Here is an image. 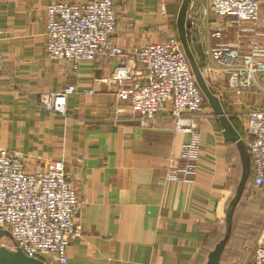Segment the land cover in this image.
I'll use <instances>...</instances> for the list:
<instances>
[{
    "label": "crops",
    "instance_id": "1",
    "mask_svg": "<svg viewBox=\"0 0 264 264\" xmlns=\"http://www.w3.org/2000/svg\"><path fill=\"white\" fill-rule=\"evenodd\" d=\"M61 1L90 0H0V147L20 152L30 170L63 160L74 175L82 235L68 248L70 264H206L207 236L226 224L243 173L237 143L226 140L205 97L198 174L192 180L167 179L171 158H178L188 139L173 129L171 103L144 126L129 103L117 97V87L105 81L117 57L85 62L76 72L49 59L46 12ZM181 3L114 0L120 22L115 42L132 53L150 41L179 38ZM195 9L189 8L188 19ZM203 24L199 20L198 32L188 29L200 66L205 50L216 43ZM204 77L248 151L241 97L218 71ZM69 84L78 92L68 99L66 115L38 102L42 92ZM87 88L94 93H82Z\"/></svg>",
    "mask_w": 264,
    "mask_h": 264
},
{
    "label": "built area",
    "instance_id": "2",
    "mask_svg": "<svg viewBox=\"0 0 264 264\" xmlns=\"http://www.w3.org/2000/svg\"><path fill=\"white\" fill-rule=\"evenodd\" d=\"M199 1V4H198ZM264 0H197L190 8V32L200 31L216 40L205 50L203 75L212 70L228 78L241 97L245 137L253 170V184L264 190ZM120 22L114 0L85 3L55 2L48 6L45 53L78 71L97 58H121L105 81L117 87V97L127 101L149 126L171 103L173 129L188 135L178 158H171L169 180H192L200 169V127L205 95L200 89L178 37L150 41L127 52L115 42ZM78 92L74 84L42 92L40 105L67 114L68 99ZM84 94H93L87 88ZM259 96H263L259 97ZM255 102L252 103V98ZM80 196L74 175L63 160H48L37 170L27 168L22 154L0 147V227L10 232L13 250L48 264H70L68 248L82 235L76 222ZM241 264H264V223L249 255Z\"/></svg>",
    "mask_w": 264,
    "mask_h": 264
},
{
    "label": "water",
    "instance_id": "3",
    "mask_svg": "<svg viewBox=\"0 0 264 264\" xmlns=\"http://www.w3.org/2000/svg\"><path fill=\"white\" fill-rule=\"evenodd\" d=\"M192 0H182L178 18H177V28L179 39L184 47L186 55L191 64L193 73L196 77V81L202 90L205 97L208 99V102L212 106L214 112L219 116V119L224 127V137L228 141L236 142L238 148L241 152L242 164H243V173L237 187L235 196L228 208L227 217H228V232L226 236L215 246V248L208 254L206 264H220L223 251L226 247V244L229 239L230 232L232 230V219L234 212L238 203L241 201L243 194L246 189L249 177L252 172V163L249 152L247 151L244 142L241 139L240 134L237 132L233 126L231 120L225 113L223 106L221 104L220 98L214 94L210 89L203 73L201 67L192 52L190 47L189 38H188V29L191 28V22L188 19V12ZM121 59L117 57L116 64L114 67L120 64ZM0 237H8L12 239V236L9 231L4 230L0 227ZM0 264H48L43 260L30 258L26 256L21 249L11 250L6 246H0Z\"/></svg>",
    "mask_w": 264,
    "mask_h": 264
},
{
    "label": "trees",
    "instance_id": "4",
    "mask_svg": "<svg viewBox=\"0 0 264 264\" xmlns=\"http://www.w3.org/2000/svg\"><path fill=\"white\" fill-rule=\"evenodd\" d=\"M251 189L259 190L253 184V170L251 172L248 183L246 185V189L243 194V197L241 201L238 203L236 210L234 212L233 219H232V230L230 232L226 247L223 251L220 264H232V262L236 260L239 262H242L246 260V258L249 255V251L246 245L248 244L250 240L254 239L256 236V233H257L256 225H258V223L261 220V214L258 215L256 219L254 218V221L250 218H247V221H248L247 230H243V229L239 230L240 228L239 215H242V213L246 212V210L241 211V207H242L244 198L249 197V191ZM233 198H231L228 204V207L230 206ZM250 203L251 204L256 203L255 205L259 209L260 202L258 199L255 202H250ZM245 214H248V212H246ZM226 221L227 222L224 227H220V228L218 227L216 230L211 231V233L207 236V239L205 241V243L208 246V250L206 254L207 256L215 248V246L226 236L228 232V217L226 218Z\"/></svg>",
    "mask_w": 264,
    "mask_h": 264
},
{
    "label": "rangeland",
    "instance_id": "5",
    "mask_svg": "<svg viewBox=\"0 0 264 264\" xmlns=\"http://www.w3.org/2000/svg\"><path fill=\"white\" fill-rule=\"evenodd\" d=\"M263 12H264V6H263ZM259 97L263 98V96H259ZM253 99L255 100V97ZM257 199L260 202L259 209L256 207V205H255L256 203L255 204L250 203V202H255ZM260 209H261V211H260ZM245 210H246V212H248V214H245L246 213L245 212V213H242V215H239V217H240L239 218V221H240L239 230H241V229L247 230V228H248L247 218H250L254 221V218L256 219V217L261 214V220L258 223V225H256V229H257L256 236L254 239L250 240L248 242V244L246 245L248 248V251H249L252 248V246L255 244L256 240L258 239L259 234H260V230H261L262 225L264 223V190H255V189L253 190V189H251L249 191V197L244 198V201H243L242 207H241V211H245ZM243 217H245V218H243ZM0 246H6L7 248L13 250L14 242L12 239H10L8 237H0ZM242 262H239L236 260V261H233L232 264H241Z\"/></svg>",
    "mask_w": 264,
    "mask_h": 264
},
{
    "label": "bare ground",
    "instance_id": "6",
    "mask_svg": "<svg viewBox=\"0 0 264 264\" xmlns=\"http://www.w3.org/2000/svg\"><path fill=\"white\" fill-rule=\"evenodd\" d=\"M192 3V2H191Z\"/></svg>",
    "mask_w": 264,
    "mask_h": 264
}]
</instances>
